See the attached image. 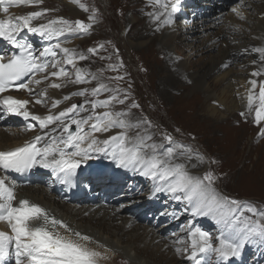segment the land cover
<instances>
[{"label": "rangeland", "instance_id": "rangeland-1", "mask_svg": "<svg viewBox=\"0 0 264 264\" xmlns=\"http://www.w3.org/2000/svg\"><path fill=\"white\" fill-rule=\"evenodd\" d=\"M54 1L56 2L54 7L46 6V9L52 13L59 10L55 6L59 5L60 1ZM65 1L82 8L83 14L81 17L73 16V18L61 15L63 17L59 18L69 20L73 26H75L74 21H79V19L92 25L88 33L83 36L85 39L81 45L76 48L77 54H80L82 50L87 57L86 60L82 61V66L79 65L80 59L77 55L74 58L75 66L67 65L72 72L69 78L73 77L72 79L76 80L77 71L82 70L81 74L87 82L81 85L74 81L76 84L71 85L74 87L80 85L82 90H87L86 100L90 97L88 101L92 102L96 99L98 101L107 100L112 95H118L120 99H124V94H128V99L124 104L113 101L107 108L114 117L117 113L123 112L128 115L119 118L130 124H136L141 119L151 120L155 127L147 129V134L153 137L149 143L159 144L161 143V132L170 133L175 141L191 150L192 159L196 163H203L198 167L197 174L194 176H203L206 172H212L217 178L215 185L220 193L242 202H249L257 209H264V134H262L264 133V119L259 123L256 122V111L261 103L259 99L261 87L259 86L262 83L256 80L257 83L253 86L249 82L253 79L247 77L246 74H243L245 78L243 82L242 79L237 80L235 87L230 89V98L237 105L233 114L225 113V111L221 114L213 113L209 106L210 103L214 106L220 103L207 100L204 93H195L198 89L183 92L180 85L172 87L175 84L173 74L181 67L198 69L208 63L226 60L224 55L222 56L226 39L223 36L224 40L214 41L212 33L231 23L237 24L239 34L241 32L239 30H242V34H254V28L257 27L260 19L257 14L253 17L249 15L254 12L252 6L264 4V0H243L241 3L222 2V0H184L183 3L182 0H164L160 3L145 0ZM165 4L167 7H164ZM173 5L176 7L174 12L172 11ZM230 8L237 11L234 13ZM200 12H205L202 17L199 16ZM66 13L68 11L65 15ZM161 13L160 18L155 19V16ZM49 18L51 17H48L49 21L54 20ZM166 19L170 22L165 23ZM261 27L263 28L264 25ZM74 38L65 39L61 43L69 42L68 44L71 45ZM101 44L103 48L98 47ZM163 45L169 49L165 50ZM90 48H97V53L88 52ZM56 50L57 58L65 63L66 57L59 52V49ZM254 57L257 66H264V61L259 59L258 53H255ZM84 67L91 70L90 74L84 71ZM249 67H251V62L248 59L233 58L230 62L228 61L227 67L218 76L209 80L210 84L218 81L223 75L231 73L222 87L226 89L227 84L234 82L232 75L236 73H233V70H246ZM120 77L122 79H119ZM258 77L264 79V71L260 72ZM100 84L106 85L109 91H102L97 96L92 95V89L98 88ZM117 89L120 92H116ZM213 92L215 90H212L210 94ZM220 92L218 91L217 94L220 95ZM247 92V100L242 104L241 101L245 100ZM249 96L252 97L250 107L253 110L252 114L243 112V109L249 107ZM192 98H196L197 103L188 104L186 99L189 101V99L193 100ZM133 102L138 103L140 107L131 108L129 112V107ZM145 127L129 128L127 135L129 137H135L137 133L145 135ZM9 130H12L11 127ZM19 130L24 131L22 128ZM113 130L115 133L121 132V128L118 127ZM237 135V139L242 137L241 143L238 144ZM96 137H100L98 132ZM82 147H87V145L83 144ZM179 160L178 163H180ZM189 168L187 165L190 172ZM175 202L183 208L187 206L183 201ZM170 203L172 205V201ZM127 213L121 216H128ZM169 214V223L175 225L172 221L175 216L171 215V210ZM206 220L211 224H217L213 217H206ZM136 222L134 223L136 225L130 228L133 232H136L138 225L145 224L140 220ZM148 227L166 240L167 233L159 232L150 224ZM216 228L220 230V225H216ZM177 233L181 234L182 239L186 238L184 232L178 230ZM188 242L182 244H188ZM256 243L255 240L252 244ZM96 245L101 253H104L100 242ZM164 247L165 245L161 248ZM170 247L173 246H167L166 249ZM260 248L264 250V245ZM180 249L181 253H179L183 255L184 252H188L185 249L189 248ZM257 249L259 250V246ZM247 250L248 244L241 251L246 254ZM167 257L173 258L170 252L167 253ZM186 258L187 256L180 257L176 261L180 264H188L185 262ZM115 259L117 264H131L124 257L116 256ZM101 260L108 261L107 259ZM262 261L260 264H264L263 259ZM112 263L109 262V264Z\"/></svg>", "mask_w": 264, "mask_h": 264}, {"label": "snow or ice", "instance_id": "snow-or-ice-1", "mask_svg": "<svg viewBox=\"0 0 264 264\" xmlns=\"http://www.w3.org/2000/svg\"><path fill=\"white\" fill-rule=\"evenodd\" d=\"M42 2L43 0H0V8L4 13H8L10 5L36 6ZM160 2L161 0H156V3ZM164 7L167 5L165 4ZM47 11L49 10L33 11L20 17L0 19V40L7 41L18 50L7 60L5 55L0 53V94L23 89L35 95L33 89L29 88V84H40L41 81L36 80L35 75L46 72L50 65L53 68L59 67V70L44 76V80L49 79V76L57 78L67 76L68 71L66 67L60 66L56 49H59L66 57V64L73 67L75 66L74 58L77 55L80 60L87 58L83 54L75 53L74 50L62 48L60 43H57L54 48L44 49L38 58L33 44L23 39L22 33L25 30L38 34L42 38H59L66 32L86 34L92 26L82 21H75L73 26L68 20L59 18L33 27L32 21ZM172 11H176L175 5ZM160 15L162 13L156 15L155 19L158 20ZM168 22L170 21L166 19L165 23ZM98 47L104 46L101 44ZM97 51V48L88 49V52L92 54ZM247 51L246 49L245 52ZM252 51L258 53L259 59L264 61V47H257ZM224 66L227 67V65ZM81 72L82 70H78L76 73V83L87 82ZM252 75H258V73L254 72ZM25 77L28 79L24 80ZM250 83L255 86L256 81L252 80ZM52 86L58 88L61 85L53 84ZM102 91H109V89L106 85L100 84L98 88L92 89V95L97 96ZM115 91L120 92L119 89ZM86 94L87 90L73 93V95ZM70 98L68 96L64 99ZM127 99L128 94L125 93L124 99H120L118 95H112L104 101H90L93 114L87 117L79 116L78 110L81 105L77 104H72L57 115L49 114L41 117L25 110L30 101L19 100L10 95L4 96L0 100V106H5L25 120L31 118L38 122L41 134L22 147L0 151V169L24 172L40 166L51 169L63 183L69 184L77 177L78 170L81 172L84 170L88 161L96 158V154L104 153L110 155L118 167L131 169L151 179L154 182V194L167 193L177 201L185 202L188 205L185 210H190L193 216H210L220 225L218 245L215 246L212 234L199 227L193 229L190 226L191 245L190 250L185 249V251H189L187 259L192 264H212L213 256L216 264H230L233 258L241 256V250L246 244L253 243L255 240L264 242V209H257L249 202H242L220 193L214 187L217 178L212 172H206L203 176L192 175L185 163L177 162L181 157L191 160V150L175 141L170 133L161 132L159 144L149 143L153 137L147 134V129L155 127L151 120L141 119L136 124H130L119 118L128 113H117L115 117L110 111L95 113L97 107L109 108L113 101L124 104ZM259 99L261 103L256 111L257 123L264 119V88L260 91ZM35 102L39 104L43 101L37 98ZM60 103L59 100L55 101L53 107H57ZM251 103L252 97L249 96V107ZM139 107L138 103L133 102L129 112L131 108ZM90 121L94 122L89 123ZM50 125L57 126L51 131L58 135L43 132ZM84 125L89 127L87 132ZM144 126H146L145 135L140 133H137L135 137L127 135V129ZM36 127L37 124L31 125L32 129ZM117 127L125 131L109 136L103 141L95 136L97 132H110ZM85 142L87 147H82ZM113 144L118 146V150L110 151ZM14 187L0 176V221H6L12 233L9 235L0 231V264H5L10 248L14 251V264H99L101 259L108 258L104 253L88 246L93 241L87 235L74 232L75 239L61 235L58 228L72 230L62 220L50 217L39 205L31 204L27 199L20 200L18 205L14 204L16 200ZM35 221H41V223L33 226ZM180 251L181 249L177 248V252Z\"/></svg>", "mask_w": 264, "mask_h": 264}, {"label": "bare ground", "instance_id": "bare-ground-1", "mask_svg": "<svg viewBox=\"0 0 264 264\" xmlns=\"http://www.w3.org/2000/svg\"><path fill=\"white\" fill-rule=\"evenodd\" d=\"M59 1L60 4L55 6L56 8H59L57 12L55 11L54 13H52L50 11H47L44 15H42L41 17L35 20L47 21L48 17H63L61 15H64V17L66 16L67 18H71V17L73 18V16L74 17L82 16L83 14L82 8L77 7V5L73 6L71 3L65 0H59ZM55 4L56 2L54 0H43L41 4L36 6L23 7V8L20 7L17 13L23 16L33 11H43L46 9V6H53ZM252 7H254V12L253 14H250L249 17H253L254 14H257L260 19L257 27L254 28L255 33L246 35V34H242V30H239L241 31L239 34L237 24H231V23L224 26L222 29L218 30L217 32L212 33L213 36L212 39H214V41L224 40V38L226 39L225 51L222 52V56L224 55V58H226V60L224 59V61H219L217 63L214 62L208 63L206 65L199 67L198 69L181 67L173 74L175 79V84H173L172 87H176L177 85H180L181 87L180 89L183 92H185L186 90L188 91V90L198 89L196 90L197 92L195 93H199V92L204 93L205 98L207 100L209 99L211 102L212 100H214V102L218 101L220 103V105L218 106H214V104L210 103L209 106L213 113L221 114L222 111L223 112L225 111V113L231 112L230 114H233L235 108H237V105L234 103L233 99L230 98L231 96L230 89H233L235 87L238 79H242V82L245 80L243 74H246L247 77L252 78L253 80L256 81L258 79L259 73L264 71V66H257L256 63H253L255 60L254 55L256 52L253 53L252 51V49L254 48L264 47V27L263 28L261 27V25L262 26L264 25V4H261L259 6L256 5ZM67 11L68 13H66L65 15V12ZM35 20H33L32 22H35ZM77 36H78L77 33L66 32L64 36L55 38L56 42L51 40L46 45L52 46L54 43L56 45L57 43H61L65 39L70 40L71 38L75 37L73 44L70 45L68 44L69 42H64L61 44H63L64 47L69 48L70 50H74V52L77 53L78 52V50L76 49L77 46L81 45L82 41L85 39L83 35L78 37ZM163 48L165 50L169 49L165 45H163ZM246 49L248 50L247 52H245ZM80 54H83L82 50H80ZM233 58H242L244 60L248 59V61L251 62V67H249L246 70H237V71L233 70V73H236L232 75L234 82L231 84H227L228 86L226 89H222V87H224V84L228 81L227 77L231 73H227L226 75H223L218 81L214 82L211 85L209 80L213 77L218 76L222 72V70L226 68L224 65H227L228 61L230 62ZM82 61L83 60L79 61V65L82 64ZM84 71L85 72L88 71L89 73L87 72V74H90L91 72V70L87 69L86 67H84ZM254 72L258 73V75L255 76L252 75V73ZM87 77H89V75H87ZM59 78L51 77L49 80L43 83V84H49L48 93L51 95L53 99H58L59 97H61L64 88L68 87V84L65 83L67 81L58 82L60 81ZM71 80L73 82L75 81L72 79V77ZM54 81H56V83ZM62 83H65L63 87L55 88L52 86L53 84L61 85ZM81 85L83 84L81 83ZM79 86L80 85H75V87L77 88H80ZM73 87L74 86H72L71 88ZM212 90H215V92L210 94ZM218 91H221L220 95L217 94ZM247 96H248V92L245 94V100L243 101L242 99L241 101L242 104L246 102ZM196 98L195 99L192 98L193 100L189 99V101L186 99V101L188 102V104H190L191 102L197 103ZM68 101L62 98L61 99L62 103H60L57 107H54L55 108L54 111L49 110V108H46L45 112L46 113L51 112L49 114L57 115L60 111L66 109L65 106L69 105V103H67ZM186 107L188 108V105ZM56 108L58 111L56 110ZM87 109L90 108H86L85 110ZM85 110L78 112L88 113V111ZM243 112H248L252 114L253 110H251L250 107H247L246 109H243ZM227 120L229 122L230 119L228 118ZM245 125L247 126V124ZM114 133L115 130L112 129L110 132H98V136H100L99 138L105 139L111 135H114ZM32 134H33L32 132L29 133V130H24V131L1 130L0 151L23 143ZM237 137L238 135L236 136L237 144L241 143L242 137L240 136L241 138L239 139H237ZM179 161L180 163H185L186 166L188 165L190 167L189 169L192 175L197 174L198 167L203 164L201 162L196 163V161H194L193 159L188 160L187 157H181ZM193 165L196 166L193 167ZM92 186L96 188L98 184H93ZM16 196L25 197V199H29L32 203H36L43 206L48 211L49 216H54L58 218V220H62L63 222H66L68 225H70L68 227L72 229L74 232L81 231L82 233L88 236H92L93 238L91 239L93 242H91V244L89 245L92 247L96 246L94 248L99 249L96 243L100 242L101 249H103L104 254L108 257L107 258L108 261H105L107 264H109V262L111 263L114 262L115 264H117V261L115 259L116 256L124 257L125 259L129 260L131 264H166L167 262L168 263L172 262L171 264H180L178 261H176V259L180 257L182 258L188 256L190 254L189 251L184 252L183 255L180 254L181 252L180 253L177 252V248L180 249L182 247L184 249L185 247H188L190 250V245H191V243L180 244L181 243L180 240L182 239L180 233H177L174 236H169L168 238L166 236L165 237L166 240H164L162 236L159 235L155 230H153L151 227H148V224H146L144 221L143 222L145 224L138 225V227L136 228V232H133V230H131L130 228L133 225H136L134 223L136 222L137 219L128 216H121V213L117 211V208L106 206L104 203L98 205V202H95L92 204L89 199H83L75 203L72 202L66 203L60 200L54 193L50 192L43 186H39V185L36 186L31 185V186L23 187L22 189L18 190V192H16ZM173 200L177 201L176 199ZM0 224L3 227V229H1L0 231L3 232L9 231V225L6 222L0 221ZM130 234L132 236H130ZM163 245H165V247L161 248ZM167 246H173V247L166 249ZM169 252L173 256L172 259H169L167 257V253Z\"/></svg>", "mask_w": 264, "mask_h": 264}]
</instances>
